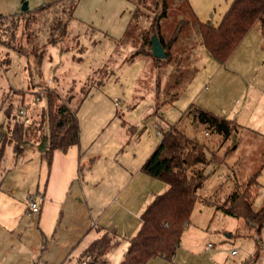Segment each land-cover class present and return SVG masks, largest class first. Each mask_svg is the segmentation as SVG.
<instances>
[{"label": "rangeland", "instance_id": "rangeland-1", "mask_svg": "<svg viewBox=\"0 0 264 264\" xmlns=\"http://www.w3.org/2000/svg\"><path fill=\"white\" fill-rule=\"evenodd\" d=\"M52 1L55 0H0V15L21 13L23 2L32 14L34 8ZM75 1L63 3L69 6ZM168 5L164 21L166 31L172 30L181 18L190 23L181 33L183 47L191 46L188 49L190 63H184L182 82L176 85L169 79L170 66L155 68L152 59L145 58L146 61L139 55L132 63L127 61L132 51L118 45L133 10L127 0H79L68 21L66 36L55 47L45 45L41 48L48 37L51 14L44 12L33 16L30 43L24 26L19 23L13 43L23 47L30 56L28 61L0 45V137L6 133L7 123L12 125L17 116L23 121L29 120L24 128L32 132L45 107V100L40 97L47 86L57 90L60 99L68 103L78 119V144L82 152L78 178L64 183L57 181L56 193L66 194V200L61 207V218L48 236L39 233L36 214L30 217L23 212L29 196L27 192H32L36 185L46 188L50 168H44L40 160L48 148L46 124L36 144L21 143L26 150H36L29 162L21 163L28 153L15 158L12 146L6 148L2 160L1 170L10 169L8 173H11L6 176L9 187L4 185L3 195L11 198L10 204L16 207L14 211L22 214L21 228L25 227L22 232L26 243L23 247L38 249L45 240L42 260L49 264H60L65 258H68L65 264H76V256L91 242L94 228H91V236L77 247H71L93 224L119 234L118 243L113 245L112 241L103 259L105 264H120L127 252L128 240L141 225L142 210L156 194L167 188L158 179L141 172L140 167L159 144L160 132L171 124H176L189 138L206 144L220 156L227 147L232 148L225 160L229 169L217 166L215 173L209 175L198 190L199 196L214 204L222 202L235 183L241 184L259 173V187L252 191L251 199L254 209L264 205V36L261 22H256L230 58L220 64L200 45L199 36L192 27L194 11L184 1L171 0ZM0 37L7 40L9 36L0 31ZM31 46H34L33 51L29 50ZM193 68L196 69L194 75ZM172 93H178L173 102ZM22 95L25 106L19 105ZM191 104L237 125L238 132L231 134L224 150L217 134H210L205 126L193 123L185 114ZM9 107L10 117L5 111ZM20 110L23 116L18 114ZM35 200L41 204V198ZM190 216L180 242L184 250L177 252L176 259L167 261L157 257L147 264H264V226L257 234L242 219L223 215L213 206L202 203L195 205Z\"/></svg>", "mask_w": 264, "mask_h": 264}, {"label": "trees", "instance_id": "trees-1", "mask_svg": "<svg viewBox=\"0 0 264 264\" xmlns=\"http://www.w3.org/2000/svg\"><path fill=\"white\" fill-rule=\"evenodd\" d=\"M63 1L67 0H55L43 4V6L34 8L32 14L28 9L27 12L12 16L0 15V31L9 36L7 40L0 37V45L12 53L24 56L28 61L30 56L23 50V47L13 43L14 32L21 23L27 34V42H32L33 39L29 38V33L32 30L30 29L31 24L34 23L33 16L47 12L52 15V20L47 29L48 37L41 48L45 45L57 46L67 34L68 21L72 19L79 0L69 6ZM127 1L132 4L133 10L118 44L120 48H128L132 51L127 61L132 63L139 55L144 59H152L151 62L155 68L164 69L170 66L172 69L169 79L174 81L172 84L181 83L182 72L185 73L184 63H190V50L188 49L191 46L183 47L181 43V33L190 24L189 20L181 18L172 30L166 31L164 21L168 15V1L171 0ZM176 1H184L191 10L188 0ZM230 3L217 24L201 21L193 15L192 27L199 36L200 45L220 64H224L230 58L258 20L261 22L260 26L264 36V0H231ZM152 35H157L165 52V59L155 58L153 52L150 51ZM33 49L34 46L29 48L31 51ZM189 67L192 65L190 64ZM192 73L193 75L196 73L195 68ZM177 94L170 95L172 102L178 98ZM40 98H44L45 107L40 114L39 122L34 125L31 133L24 128L27 123L19 116L13 119L12 125L7 123L6 133L0 137V170L6 148L13 147L15 158L23 155L24 147L21 143L37 141L44 124L48 130V148L43 157L48 167L51 165L54 151L65 153L70 147L79 145L78 119L68 103L60 99L56 89L48 86ZM20 100L19 105L25 106L23 95ZM156 108L159 109L158 104ZM9 109L10 107L5 111L10 117ZM185 114L191 117L193 123L205 126L210 134H217L222 140V146L230 140L231 134L238 132L237 125L232 120L228 121L200 106L191 104ZM159 141L154 151L140 167V171L149 177L158 179L167 188L163 193L156 194L141 212V225L136 234L128 240L127 252L120 264H147L149 260L157 257L170 261L179 248L184 229L189 225L190 215L198 203L213 206L216 212L219 211L231 218L242 219L257 234L260 233L264 226V205L259 209H254L253 199H251L252 191L259 187L257 182L259 173L250 176L241 184L235 183L231 193L223 197L222 202L215 204L207 202L205 197L198 195V190L201 189L209 175L213 174L215 166L225 164L226 154L230 149L227 148L226 152L220 156L206 144L189 138L176 124H171L167 130L161 131ZM207 168L210 170H206ZM79 170L80 167L78 172ZM3 171L6 170L3 169ZM3 171L0 172L1 179ZM1 184L2 180L0 186ZM35 196L36 192L32 197L36 198ZM115 235L113 229L104 231L101 237L83 249L76 259V264H105L103 256L112 244ZM44 249L45 240L42 242L37 259L41 258ZM67 259L60 264H65Z\"/></svg>", "mask_w": 264, "mask_h": 264}, {"label": "crops", "instance_id": "crops-1", "mask_svg": "<svg viewBox=\"0 0 264 264\" xmlns=\"http://www.w3.org/2000/svg\"><path fill=\"white\" fill-rule=\"evenodd\" d=\"M230 2L231 0H188V4H190L191 9L194 11V14L199 20L213 23V24H217L221 20V16L225 13V11L230 6L231 4ZM13 78L15 81V78H16L15 74ZM17 83L19 82L17 81L16 84ZM16 84L14 85V87H12V89H15ZM38 140H39V137H38ZM38 140L32 143L36 144ZM227 142L223 144L222 150H224V146L225 144H227ZM229 149H232L231 146ZM25 153L26 154L28 153V154L26 155V157H23L21 159L22 161L21 163L29 162L32 155L36 153V150L35 151L34 149L26 150L24 148L23 156L25 155ZM81 153L82 152H81L80 144L78 146L70 147L65 153L64 152L62 153L58 150L54 151L53 156H52V162L49 167L50 170H49V176L47 178L46 188L44 189L39 188V185H36V187L34 188V190H32V192L30 191L27 192V194L29 193L28 194L29 196L34 195L36 192L35 197L42 199L41 204L39 203L40 211L38 214H36L35 221L38 224L39 233L43 234L44 236L45 235L48 236L52 228L55 227L57 223V219L59 218L60 220L61 213H62L61 207H62V204L66 200V194H62V192L56 193V183L57 181H63L64 183L65 181H68L72 178L74 180L75 178H78V168L80 164L79 160L81 161V159L79 158H80V155H82ZM40 160L43 161V167L47 169L48 168L47 162L42 155L40 156ZM223 165L224 167L229 169L228 167L229 164H227L226 161H225V164ZM215 168H218V167H215ZM215 168L213 169L214 170L213 174L216 171ZM9 170L10 169L3 171L2 179H1L2 184L0 186V264H34L36 262L38 264H42L46 262L42 260V256L40 259H37L41 248L37 249L35 247H23L26 245V243L24 242L25 237H24V233L22 232V230H25V227L21 228L22 214L20 213L17 214L16 211H14L16 207L13 204H10V200L12 201V199L9 198L8 196L3 195L4 185H7L9 187V184L6 182L7 180L6 176L11 174V173H8ZM221 174H224V173L221 172ZM97 185L98 183L95 185V187ZM28 186H31V184H29ZM12 191L13 190H10L11 193H13ZM24 206L25 207L23 208V212L25 213L26 211L27 213L28 206L27 205H24ZM139 206L140 208L142 207L140 203H139ZM92 227L94 228L95 234H93L94 236L93 238H91V242H89L88 244H86L84 247L81 248L78 256L81 254L84 248H86L89 244H91L97 238L101 237L104 231H107L105 228L97 224L91 225L90 227L86 228V231L84 232L82 237H80V235L78 236L77 240L79 241L77 242L76 245L74 244L75 242V239H74V241L72 242V244H74L72 245L73 247H71L72 249L77 247L83 239L91 236L90 233L92 232L91 230ZM115 234L116 235L113 239V245L115 243L116 244L118 243L117 237L119 234L117 235L116 232ZM180 250L181 252L184 250V247H182V244H180L178 250L174 254L173 258L171 259L172 261L176 259V254ZM78 256H76V259Z\"/></svg>", "mask_w": 264, "mask_h": 264}, {"label": "water", "instance_id": "water-1", "mask_svg": "<svg viewBox=\"0 0 264 264\" xmlns=\"http://www.w3.org/2000/svg\"><path fill=\"white\" fill-rule=\"evenodd\" d=\"M22 12H27L28 11V7H27V3L23 2L22 6H21ZM152 39H151V49L150 51L153 52V55L155 58H159V59H165V52L161 46V44L159 43V40L157 38V35H152Z\"/></svg>", "mask_w": 264, "mask_h": 264}, {"label": "built area", "instance_id": "built-area-1", "mask_svg": "<svg viewBox=\"0 0 264 264\" xmlns=\"http://www.w3.org/2000/svg\"><path fill=\"white\" fill-rule=\"evenodd\" d=\"M19 115L23 116V111H19ZM27 123L29 122V120H25ZM28 206V215L29 216H35V214H38L40 211V206H39V202L35 200V198H33L32 196H28L27 198V204ZM208 246L210 247V245L208 244ZM235 253V251H233L231 254L233 255Z\"/></svg>", "mask_w": 264, "mask_h": 264}]
</instances>
